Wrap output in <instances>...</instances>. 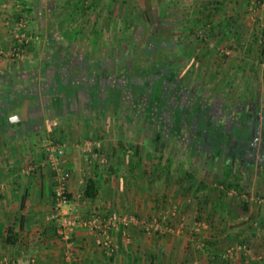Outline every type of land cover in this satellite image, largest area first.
<instances>
[{"label": "crops", "instance_id": "obj_1", "mask_svg": "<svg viewBox=\"0 0 264 264\" xmlns=\"http://www.w3.org/2000/svg\"><path fill=\"white\" fill-rule=\"evenodd\" d=\"M89 2L86 6L84 0H0V122L8 121L6 136L9 137L0 135V264H63L64 244L57 235L56 225L49 220L54 208L56 174L45 162L43 143L46 140L60 141L67 146L64 165L72 174L69 191L82 218H87L95 210L106 215L135 214L142 219L157 218L159 209H164L162 206L170 208L174 203L179 207L182 218L180 223L178 220L176 224L168 222L174 231L165 236L148 232L143 226H134L130 233L131 242L127 243L123 232H116L117 252L111 259L106 258L96 245L94 234L81 227L74 234L79 258L75 264H195L198 263L195 261L197 258L203 264H220L212 261L209 254H215L220 261L226 245L224 239L230 241L234 235H246L249 240L251 234L248 227L240 222L241 219H236L233 210L239 209L238 200L232 193H220L221 188H217L215 193L214 180L207 189H203L209 184L200 180L196 185L197 195L179 194L174 202L171 197L175 194L170 184L175 180L172 179L175 162L169 159L161 163L160 152L154 145L149 150H142L137 142L135 148H138V155L135 148L126 151L123 147L125 142L116 133L103 130L98 135L94 130L95 137L91 138L105 145L110 156L108 166L89 159L81 145L89 140L87 132L91 128L93 113L88 112L86 106L78 107L79 92L71 97L59 92L58 77L65 75V70L54 60L57 55L78 59L79 53L76 50L72 51L74 54L71 50L62 52L54 44L60 41L56 37L60 28L79 21H94L87 31V38L93 45L97 41H105L112 21H186L208 31L209 38L216 45L221 43L227 47L234 42L232 47L240 50L235 54L242 55L240 60L243 58L246 61L255 44L256 37L252 34L255 32L250 28L251 33L248 31L244 40L233 34L240 31L244 21H248L247 25L252 24H249L250 21H263L261 24L264 27V0H258L256 4L248 0ZM24 9L30 15L33 29L34 26L41 27L42 40L16 60L7 53L13 43L15 21ZM76 41L79 42L78 39ZM205 41H209L208 37ZM239 41L242 43L237 48ZM202 47L199 46L198 54L208 58ZM240 47H246V52L241 53ZM2 51L6 54H1ZM100 53L104 58L111 57L107 49ZM88 56L100 59L99 49L94 47L87 51L85 57ZM240 60L239 57L229 58L231 65L224 66L223 70L227 73L239 69L255 72L258 67L253 62L245 70V62L238 65ZM11 102L15 108H12ZM97 114L95 120L101 122L102 119L105 124L103 113L99 110ZM5 139L8 141L6 147L3 146ZM130 154L136 162L131 161L133 169L127 171ZM203 154H213L216 158L218 152ZM196 161L188 165L194 170L191 175L193 170L184 169L187 170L184 174H187L188 182L205 170L200 168L201 163L197 165L200 161ZM221 170L225 176V165ZM91 179L95 182V190L88 195L86 185ZM189 183L193 184L192 181ZM244 204L245 208H251L249 203ZM241 217L246 218V215ZM167 218L174 221V216ZM163 219H166L165 216ZM201 219L208 224L207 229L206 226L201 228L204 231L200 233V239L206 243H203V248L201 245L196 247L198 244L189 235L194 233L195 223ZM197 248L202 251L198 252ZM240 256L236 253L234 264L248 261Z\"/></svg>", "mask_w": 264, "mask_h": 264}, {"label": "rangeland", "instance_id": "obj_2", "mask_svg": "<svg viewBox=\"0 0 264 264\" xmlns=\"http://www.w3.org/2000/svg\"><path fill=\"white\" fill-rule=\"evenodd\" d=\"M29 22L31 23L32 21ZM92 22L94 21L86 20L75 22L73 25L71 23L68 26H61L62 28L59 29V34L56 36L57 38H60V41L57 40V43L54 44V46L57 47L56 49L62 52L68 50L75 52L76 50L79 53L78 59L84 60L86 58L85 53L96 47V49H99L100 59H105L111 65L115 66V63L120 65L128 64L135 55L136 50H144L147 47L148 42L155 40L160 41L161 39L164 40L163 38L170 35V43H172L173 50L175 51L173 61L177 68V73L182 77L181 79L183 82L187 83V87L192 94H203L204 100H208L218 110H220V108L222 109L221 106H223L225 109L224 112H227V114L230 112L236 114L237 111H242L245 116L247 114H255L258 117V115L264 113V67H260L264 64V27L261 24L263 21H250L249 24L252 23L251 25H247L248 21H244L245 24L239 28L240 31L233 34L239 35L244 40V38L247 39L250 28L255 32L252 33L255 34L256 37L255 44H253L254 47H251V56L248 57L246 61H244L245 59L243 58L240 60L242 55H239L238 53L235 54V51L240 52V50L232 47L234 42L228 44L229 47L227 44V47L222 46L221 43L216 45V43L209 38L208 31L204 28H198V25H194L193 21V23H188L186 21H112L109 31L106 32L107 37L104 39L105 41H97V44L95 43V45H93L94 43L90 42L89 38H87L89 33L87 31ZM41 31V27L39 29V26H34L33 29L30 25L29 32L39 37L38 44L42 40ZM159 31L163 32V38L158 37L157 34ZM206 37L209 39L208 42L205 41ZM77 39L79 42L76 41ZM244 42L246 43V41ZM238 43L239 45L237 48L241 46L242 41H239ZM200 45L203 46V51L207 52V55L209 56L208 58L201 57L198 54L200 51ZM211 45L214 46L212 47ZM245 48L240 47L241 53L246 52ZM103 49H107V51L111 53V57L108 59L104 58L103 54L100 53ZM218 49H229L232 53L230 56H225ZM73 52L71 54H74ZM193 53H195V56H192ZM231 57H239L240 61H238V65L245 62V70H247L248 67H251L253 62H255V65H258V67L255 72L239 69L237 72L234 71L227 73L223 70L225 69L223 67L231 65L229 64L230 60L228 61ZM226 103H230L229 106H225L224 104ZM104 112L103 119L106 121L105 124L102 119L101 122L95 120V116H98V111L92 112L93 114L90 118L91 128L88 129L87 139L93 143H101L98 139H96L97 141L91 139L92 137H95L93 135L94 130L98 132V135H101L104 130L106 133L109 132L120 135L122 142H125L123 147L126 151L135 148V143L137 142L142 150H145L146 148L149 150L153 145L154 147L156 146L157 131L155 127L152 126L145 128V125L143 124L144 121L142 122V120H139L134 115L128 114L124 111L116 114L111 107ZM218 135L219 134H216L215 132L207 135H204L201 132L198 133L199 142L197 138L194 139L195 141L193 142L196 143L197 141L198 143H202L205 147L201 148L198 146L200 144H195L193 149L196 150V152H199L200 149H202L201 151L205 149V152L206 150L208 152L214 151L213 148L219 147L218 144L221 140ZM165 142L166 149L163 153L160 152L159 158L161 163L163 161L167 162L169 159H172L175 162V174L173 175L174 177H172V179L175 180L174 183L170 184V188H172L175 194L171 197L174 202L178 200L179 194L190 195V197L197 195L196 185L200 180L206 181L209 184L203 189H207L211 185L210 183L212 180H214V182H216L214 183L216 184V187L213 188L215 193H217V188H221L220 193L227 195L232 193L239 202V209L233 211L235 212V216L237 215L236 219H241L240 222L248 227L247 229L249 233H251L249 234V240L246 235L242 237L234 235V239L230 241L224 239L227 243L225 242L226 245L224 246V251L219 257L220 261L215 254H209L212 261H218L220 264H234L235 260L233 259H235V256L231 258L230 251L235 248L236 253H240L241 258L248 260L245 264H264V163H250V161H237L235 159L233 160L232 176L226 181L221 170L223 169L227 158L224 155H215L216 158H213V153L210 156L207 155L204 157L201 153H192L186 144L179 142L177 139L174 140L173 138H167ZM100 145H102L103 151L109 154L105 150V145L103 143ZM131 155L132 154H130V163L127 171L131 168L133 169L131 161H135ZM195 160H197L196 162L200 161L197 165H200L201 163L202 166H200V168H204L205 170H203V172H207H204L205 174L201 172L200 174L193 176L192 180H190L193 183L191 184L189 183L190 181L188 182L186 177L187 174L184 173L189 170L190 166L188 165H191L192 163L195 164L193 162ZM185 167L187 170H184ZM193 172L194 170L190 172V175ZM129 174L130 173L128 172V175ZM237 185L238 188L236 187ZM244 203H249L251 208H245ZM165 204H167V202ZM172 206L177 210L176 216L173 215L175 209L171 208ZM162 208L164 209H159V211H161L157 213V218L163 219L164 216H174V221H171L170 218H166L168 219L167 223L173 222L176 224L175 222L177 220L178 223H180L181 216L178 210L179 207L176 206V203L171 204L170 208H166L165 206H162ZM245 215L246 218L241 217ZM199 222L204 223L207 229L208 224L205 223L204 220H197L195 224ZM201 228L199 231L194 228V233L189 235L193 241L198 244L196 247L201 245L200 247L203 248V243H206L200 239V233L204 231V228ZM243 245H246L247 249H239V247H242ZM197 251H202V249L198 250L197 248ZM196 260L198 261V264H203L200 258L195 259V261Z\"/></svg>", "mask_w": 264, "mask_h": 264}, {"label": "trees", "instance_id": "obj_3", "mask_svg": "<svg viewBox=\"0 0 264 264\" xmlns=\"http://www.w3.org/2000/svg\"><path fill=\"white\" fill-rule=\"evenodd\" d=\"M157 35L159 38L164 37L162 31ZM163 39L148 42L144 50H136L128 64L115 63V66L105 59H93L88 56L84 60H78L68 55L63 58L57 55L54 60L65 70L63 73L65 75L58 77L59 92L69 97L79 92L78 107L86 106L88 112L100 110L105 113L104 111L111 107L116 114L124 111L144 121L145 128L155 127L156 147L161 153L166 149L167 138L177 139L186 144L191 152H196L193 149L195 144H200L198 146L201 148L205 147L202 143H198V133L206 128L204 120L207 115H214L217 108L208 100H203V94L191 93L187 83L183 82L182 77L177 73L173 61L175 51L170 43V35ZM76 88L79 90H75ZM229 104L224 105L229 106ZM11 106L15 108L13 102ZM11 106L6 107V110L8 111ZM221 107L218 115L223 117L218 120L224 135L227 136V130H233L241 136L242 124L245 125L247 120L245 114L242 111H237L236 114L230 112L233 117L237 118L236 115L240 117L237 121L239 125L232 126L233 121L230 123L227 121L229 114L224 112L223 106ZM75 108L77 109V106ZM7 124L8 121L5 120L0 122V135L3 138H9L6 136ZM215 125L216 122H212L209 129L220 131L219 126ZM224 135H221L223 140L219 147L213 149V152H218L217 156H223V151L219 148L226 147ZM196 138L198 142L195 143L193 141ZM3 142V146L6 147L8 141L5 139ZM201 150L197 153H205V149ZM135 153L138 155V148H135ZM202 156L205 157L207 154ZM233 163V158H226L224 176L226 181L232 176ZM236 187L238 188V185ZM94 190L95 182L91 179L86 185V192L91 195Z\"/></svg>", "mask_w": 264, "mask_h": 264}, {"label": "built area", "instance_id": "obj_4", "mask_svg": "<svg viewBox=\"0 0 264 264\" xmlns=\"http://www.w3.org/2000/svg\"><path fill=\"white\" fill-rule=\"evenodd\" d=\"M256 4L258 0H248ZM85 5H89V0H85ZM29 13L26 9L22 10L21 15L15 21L13 31V43L7 53L12 59H21L28 48L39 41V37L29 32L30 22ZM202 37V35H201ZM212 46V45H211ZM214 46V45H213ZM225 56H230L232 51L229 49H218ZM5 52L2 51L1 54ZM6 54V53H5ZM101 143H93L86 140L81 147L85 155L91 160H96L103 166L110 164L109 155L103 151ZM66 144L56 140H46L43 143V150L46 155L45 162L56 174V185L54 187V208L49 220L56 225L57 235L64 244L63 264H75L79 258L77 256L74 234L77 229L85 227L95 236L96 245L102 250L106 258H114L117 252V245L114 234L122 231L127 243L131 242V229L134 226H143L148 232H154L161 235L174 231L172 225L167 223V219L146 218L142 219L135 214L125 215H106L99 210L93 211L87 218H82L78 214V209L74 205L71 193L69 191V182L72 174L65 168ZM246 197V196H245ZM176 215V209L173 212ZM165 218H167L165 216ZM204 223H197L196 230L199 231ZM239 249H247L246 245ZM236 255V249L230 251L233 258ZM198 264V263H195Z\"/></svg>", "mask_w": 264, "mask_h": 264}, {"label": "flooded vegetation", "instance_id": "obj_5", "mask_svg": "<svg viewBox=\"0 0 264 264\" xmlns=\"http://www.w3.org/2000/svg\"><path fill=\"white\" fill-rule=\"evenodd\" d=\"M218 112L219 110L217 109L214 115L206 116L204 120L206 121V128H204L201 133L207 135L215 132L216 134H219L218 136L221 139V143V141L223 140L221 138V135H224V130H222V128L220 127L219 120L223 116L218 115ZM246 116L247 117L245 118L247 120L245 125L242 124L243 128L241 136L238 135V132L227 130V136L224 135L226 136V147L219 148V150L223 151V155L225 157L233 158V160L237 159V161H250V163H264V113L262 115H258V117L255 114H247ZM236 117L237 118L233 117L232 114H229V116H227V121L229 123L233 121L232 126H234L235 124H238L237 121L239 120V117L237 115ZM213 118H215L214 121ZM212 122H216L215 126H219L220 131H217L216 129H209Z\"/></svg>", "mask_w": 264, "mask_h": 264}]
</instances>
